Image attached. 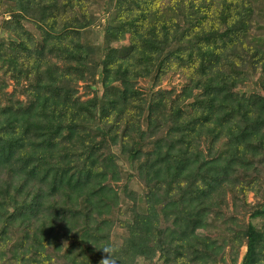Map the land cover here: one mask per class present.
<instances>
[{"label": "trees", "instance_id": "1", "mask_svg": "<svg viewBox=\"0 0 264 264\" xmlns=\"http://www.w3.org/2000/svg\"><path fill=\"white\" fill-rule=\"evenodd\" d=\"M258 1L0 0V264H264Z\"/></svg>", "mask_w": 264, "mask_h": 264}, {"label": "rangeland", "instance_id": "2", "mask_svg": "<svg viewBox=\"0 0 264 264\" xmlns=\"http://www.w3.org/2000/svg\"><path fill=\"white\" fill-rule=\"evenodd\" d=\"M5 6H6L5 3H3L2 7L0 8V10H4ZM100 17H101V26H102V24H104V22L106 21L107 13L101 12L100 13ZM101 26L99 25L94 30V32L96 31V33L91 32L90 29L85 30L84 31V33H85L84 35L86 37H89L90 35H93V40L97 41L99 39ZM3 37L6 38V33L4 31L1 34V38H3ZM248 38L250 40H252V41H256V42H259L260 44H264V0H259L257 2L256 8H255V19L253 21V27H252V30H251ZM182 81H183V79L179 75L169 76L168 78H166L163 81L161 87L167 88V89H170L172 87L179 88ZM83 84L84 83H80V86L78 87L79 88V94L82 96L83 99H86V98H89L90 96H92V91L86 90L83 87ZM140 84H141L140 86L142 87V92H143L144 96L146 98H149V95H150V89H149L150 81L149 80H141ZM94 86H95V88L98 87L97 85H94ZM9 90L11 91L12 87H9ZM252 90L253 89L250 88V91H252ZM115 150H117V149L115 148ZM122 166H123L124 169H126L128 167V166H126L124 164ZM131 187H133L134 189L140 191L142 186L137 180H133V182L131 183ZM249 199H250L251 202L254 201L252 194H250ZM117 233H124V231H123V229L116 228L114 230V236ZM245 251H246L245 246L240 248V255H239V261L238 262H240L242 260V257L244 255Z\"/></svg>", "mask_w": 264, "mask_h": 264}, {"label": "clouds", "instance_id": "3", "mask_svg": "<svg viewBox=\"0 0 264 264\" xmlns=\"http://www.w3.org/2000/svg\"><path fill=\"white\" fill-rule=\"evenodd\" d=\"M101 253L98 264H119V257L115 255L116 248L111 242H105L94 248Z\"/></svg>", "mask_w": 264, "mask_h": 264}]
</instances>
